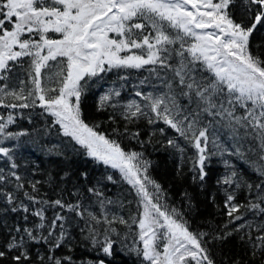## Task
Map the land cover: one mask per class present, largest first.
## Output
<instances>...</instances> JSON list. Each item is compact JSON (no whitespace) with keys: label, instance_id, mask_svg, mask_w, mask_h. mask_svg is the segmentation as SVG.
Wrapping results in <instances>:
<instances>
[{"label":"snow or ice","instance_id":"6c2138e0","mask_svg":"<svg viewBox=\"0 0 264 264\" xmlns=\"http://www.w3.org/2000/svg\"><path fill=\"white\" fill-rule=\"evenodd\" d=\"M238 3L244 6L239 22L233 16ZM262 28L264 0H0V108L42 109L88 158L119 172L134 193L127 204L136 205L126 219L108 208H124V200L105 197L97 186L87 188L95 201L87 200L79 187L70 193L74 201L63 195L51 199L40 192L39 180L25 182L13 162L6 175L0 170V185H12L0 187V232H6L0 264H108L118 241L141 264H215L209 233L191 231L182 211L168 205L144 154L125 151L96 131L99 125L83 119L81 101L90 82L130 69L147 70L164 90L157 85L147 93L137 88L135 96L143 103L132 99L121 105L112 103L120 91L108 89L99 96L97 111L119 107L128 123L147 119L150 125L162 122L172 129L177 135L167 139V146L179 153L181 166L189 165L193 183L203 187L212 157L229 152L218 135H209L214 123L230 130L235 147L230 155L245 157L240 141H252L248 152L255 159L249 167L258 182L223 161L225 174L216 183L229 219L211 240L242 233L239 239L250 250L245 264H264V59L251 51V37ZM146 82L148 78L140 83ZM205 115L212 117L207 125ZM13 123L12 111L6 118L0 115V144L27 134L8 131ZM139 136L130 134L131 139ZM178 138L194 149L191 155H185ZM9 153L0 147V157L12 160ZM107 179L115 183L111 175ZM241 190L246 204L236 202ZM97 205L98 213L92 210ZM242 208L253 218L246 219ZM8 213L23 224L9 225ZM77 248L91 255L76 256Z\"/></svg>","mask_w":264,"mask_h":264},{"label":"trees","instance_id":"16d2710c","mask_svg":"<svg viewBox=\"0 0 264 264\" xmlns=\"http://www.w3.org/2000/svg\"><path fill=\"white\" fill-rule=\"evenodd\" d=\"M243 7L242 3L234 6L233 16L238 22L243 18ZM251 51L254 55L264 59V28L253 33ZM16 71L19 72V69ZM121 76L126 77V79H120ZM146 78H148V82L141 85L140 82ZM2 83L3 81H0V84ZM90 85L81 101L85 122L89 125H99L96 131L102 132L110 139L119 142L125 151H136L144 154V159L150 162L149 175L163 188L168 205L182 211L185 219L189 222L191 231L209 233L211 242L208 247L215 264H233L234 260H239L240 264H245L249 261L250 250L239 239L242 233H237L224 241L211 240V237L221 232L223 225L229 219L225 214L223 191L216 183V179L225 174L223 161L227 160L246 179L254 183L258 182L255 173L249 167V160L255 159L248 152V147L252 141H240L243 145L242 151L245 153V157L230 155L229 152H235L234 141L230 139V130L223 127L221 123H214L209 128V135H218L219 142L229 152H226L223 156L212 157L211 167L208 169L209 176L203 187H201L199 182L193 183L192 173L188 170L189 165L183 163L181 166L179 153L167 146V139L177 135L172 129L162 122L150 125L147 119H139L128 123L121 118L122 109L119 107L115 109L107 107L103 111H97L99 96L108 89L120 91V96L114 97L112 103L119 101L123 105L132 99L143 103V101H140V97L135 96L137 88L144 93L155 91L153 85H157L160 90H164L160 87V81L155 76L150 77L149 72L145 69L113 70L107 74H101V77L95 78L94 81L90 82ZM178 99L181 105L188 106L186 98L179 97ZM191 107H195V105L193 104ZM9 111L14 114V123L9 126L8 131L25 132L27 134L18 139H7L0 144V147L10 149L9 154L13 158L8 160L7 157H0V170H3L5 175L7 172L12 171L10 165L15 162L17 168L14 171L24 177L25 182L39 180L41 182L38 186L40 192L51 199L63 195L65 200L74 201L75 197L71 196L70 193L74 187H79L87 200L95 201L96 197L87 193V188L97 186L105 197L114 201L118 198L124 200L126 205L124 208L113 204L108 206L110 211L118 213L126 219L129 212L136 211L134 203L127 204V201L134 200L135 197L134 193L130 192L129 186L122 181L119 172L106 168L103 164L88 158L83 149L75 145L70 138L60 134L59 125H53L51 116L44 113L40 108L14 110L0 108V115L6 118ZM242 111V109L239 110L238 114ZM110 117L113 119H110ZM209 120H212V117L206 115L203 117L205 125L208 124ZM216 120L219 121V117ZM126 127L127 131L125 130ZM161 128L166 129L165 135H161L158 131ZM132 132H139V138L131 139L130 134ZM240 133L243 135V129L240 130ZM178 139L179 143L186 149L185 155H191L194 149L189 147L182 138ZM178 167H181L179 172ZM65 173H67L66 177ZM81 173H86L87 179ZM108 175L113 177L115 183L108 181ZM62 177L65 178L61 179ZM9 179L12 178L9 177ZM13 183H15L14 180ZM0 187L10 189L12 185H0ZM25 187L28 191H31L27 183H25ZM183 193H188V196L185 197L182 195ZM236 202L247 203L244 190L237 192ZM92 210L98 213V205L94 206ZM241 212L245 213L246 219L253 218L251 212H246L243 208ZM254 218L258 219V216ZM6 219L9 225L14 223L23 224L19 216L12 213H8ZM237 223H242V221H237ZM117 227L121 232L125 231L123 226L117 225ZM133 227L135 228V226ZM230 227H235V225H230ZM5 236L6 232H0V240L4 239ZM127 243L131 244V239ZM85 254L91 255V253H85L82 248H77L75 252L76 256ZM108 264H141V261L135 254L122 248L121 243L118 241L114 246L113 257L108 261ZM256 264H259V261H256Z\"/></svg>","mask_w":264,"mask_h":264}]
</instances>
